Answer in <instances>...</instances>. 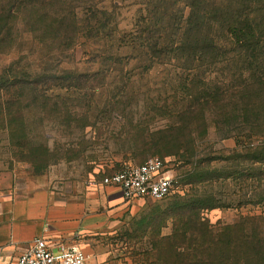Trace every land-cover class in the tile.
Segmentation results:
<instances>
[{
  "label": "rangeland",
  "instance_id": "rangeland-1",
  "mask_svg": "<svg viewBox=\"0 0 264 264\" xmlns=\"http://www.w3.org/2000/svg\"><path fill=\"white\" fill-rule=\"evenodd\" d=\"M16 1L0 0V19L15 25L16 39L0 47V73L10 66L17 71L47 69L50 76L62 75L69 81L75 77L77 87L67 92L46 85V102L29 97L23 103L24 132L13 120L0 119V195L26 192L49 182L69 188L76 185L96 224L83 242L92 256L108 258L105 264H244L256 237L264 249V134L238 129L222 138L211 116L207 135L196 140L197 152H180V157L178 151L191 144L158 134L173 127L178 130L170 134L180 132L177 114L182 104L176 78L181 71L171 66L145 70L138 59H118L136 53L112 46L111 31L99 30V38L87 39L83 35L90 32L78 34L71 28L74 21L83 28L92 19L89 8L97 6L109 11L105 17L118 24L120 31L113 37L120 38L137 23L143 0H45L50 8L38 18L44 17L47 24L65 20L69 36L76 35L74 44L50 41L49 30L39 29L38 18L28 10L16 19L8 18ZM112 4L119 8L111 9ZM97 17L104 20V15ZM7 33L3 30L0 36ZM98 72L107 78H76ZM195 123L194 132L202 130L201 121ZM152 157L175 169L178 183L167 199L126 202L117 190L103 185L114 172ZM198 165L210 177L194 184ZM236 169L248 179L242 185L236 178H226ZM186 200L209 207L202 215L216 235L214 244L210 237L200 238L198 251L175 249L190 226H183L180 216L166 217ZM154 219L163 221L152 226ZM261 256L263 260L249 259L247 264H264Z\"/></svg>",
  "mask_w": 264,
  "mask_h": 264
},
{
  "label": "trees",
  "instance_id": "trees-1",
  "mask_svg": "<svg viewBox=\"0 0 264 264\" xmlns=\"http://www.w3.org/2000/svg\"><path fill=\"white\" fill-rule=\"evenodd\" d=\"M142 4L144 6L137 23L132 29L125 30L122 36L120 34V38L113 37V33L120 31L118 24L114 25L111 19L105 17L109 11L97 6L89 8L92 19L82 24L83 28L76 21L71 23V28L78 34L83 30L90 32L83 35L87 39L99 38V30L111 31L109 42L112 46L136 53L135 57L128 55L118 59H138L145 70L171 66L181 71L176 78L179 103L182 104L177 114L180 132L170 134L178 130L173 127L158 135L180 143L189 142V148L178 151L181 157L185 153L194 155L197 152L196 140L199 136L207 135L211 116L215 117L218 134L222 138L233 136L238 129L264 134V0H143ZM49 8L45 0H17L6 16L16 19L17 14L28 10L38 18ZM117 8L119 4H112L111 9ZM98 15H104V20L99 19ZM36 25L39 29L49 30V40L52 42L74 44L77 41L76 35L69 36L70 27L65 20H54L47 24L44 17H39ZM3 30L8 33L0 36V47L12 45L16 41L12 32L15 25H9L7 20L1 18L0 32ZM108 58L106 60L112 61ZM48 71H17L10 66L0 73L1 120H13L16 128L24 132L23 103L29 97L46 102V85L50 89L59 88L67 92L77 87L75 77H70L72 80L69 81L62 75L50 76ZM76 78L105 80L107 77L98 72ZM197 121H201L203 127L194 132ZM140 138L146 141L148 136L141 135ZM200 167H195L194 184L210 174ZM238 174L236 169L226 178H236L242 185L248 179ZM208 208L200 201L195 204L186 200L169 210L167 218L180 216L182 225L190 226L189 231H184L182 242H176L175 249L198 251L202 248L199 240L204 236L210 237L212 244L217 241L213 228L202 215V211ZM157 221L163 220L154 219L150 225L154 226ZM186 233L191 236L186 237ZM256 239L251 252L244 258V264L249 259L263 260L262 240L259 237ZM170 243L174 248V243Z\"/></svg>",
  "mask_w": 264,
  "mask_h": 264
},
{
  "label": "crops",
  "instance_id": "crops-1",
  "mask_svg": "<svg viewBox=\"0 0 264 264\" xmlns=\"http://www.w3.org/2000/svg\"><path fill=\"white\" fill-rule=\"evenodd\" d=\"M75 185L47 183L36 189L0 195V264H14L39 237L51 243L78 245L88 256L86 264H105L83 242L96 228L94 212L80 198Z\"/></svg>",
  "mask_w": 264,
  "mask_h": 264
},
{
  "label": "built area",
  "instance_id": "built-area-1",
  "mask_svg": "<svg viewBox=\"0 0 264 264\" xmlns=\"http://www.w3.org/2000/svg\"><path fill=\"white\" fill-rule=\"evenodd\" d=\"M177 183L172 164L159 157H152L141 165L127 166L103 180V185L117 190L126 202L141 199L163 201L171 195ZM87 260L88 255L78 245L54 244L39 237L14 264H86Z\"/></svg>",
  "mask_w": 264,
  "mask_h": 264
}]
</instances>
